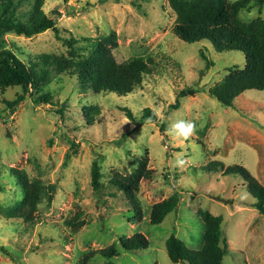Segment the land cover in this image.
I'll return each instance as SVG.
<instances>
[{
	"label": "rangeland",
	"instance_id": "1",
	"mask_svg": "<svg viewBox=\"0 0 264 264\" xmlns=\"http://www.w3.org/2000/svg\"><path fill=\"white\" fill-rule=\"evenodd\" d=\"M42 10L56 21L61 40L52 31L32 38L3 37L6 48L27 66L37 65L36 71L43 55L68 64L65 39L87 55L89 44L111 36L117 63L134 57L152 61L149 75L125 96L94 93L64 72L49 86V105H35L28 98L0 120V247L5 250H0V264H78L84 254L113 243L115 257L95 255L90 264H173L165 248L169 236L190 250L202 247L198 211L222 217L227 243L222 264H264V216L253 207L255 200L238 175H222L227 167L239 165L264 188V91H246L232 107L209 95L243 69V54L216 53L206 41H180L172 32L175 16L166 0H47ZM17 15L23 22L30 17L26 6ZM237 17L244 24L264 22V3ZM201 54L210 61L208 70ZM186 88L197 93L171 109ZM18 91L0 89V111L3 100L13 99ZM124 108L136 118L150 109L156 121L134 124ZM181 120L196 126L187 139L171 128ZM93 162L103 185L100 192L90 184ZM215 162L223 164L220 171L204 170ZM139 168L153 171V177L139 182L137 219L125 194L108 181L125 183ZM14 171L54 188L51 204L44 202L33 213V225L14 211L21 200ZM175 192L177 210L161 225H150L152 205ZM77 214L81 226L74 230L65 221ZM136 233L146 238L147 247L123 250L119 238Z\"/></svg>",
	"mask_w": 264,
	"mask_h": 264
},
{
	"label": "trees",
	"instance_id": "2",
	"mask_svg": "<svg viewBox=\"0 0 264 264\" xmlns=\"http://www.w3.org/2000/svg\"><path fill=\"white\" fill-rule=\"evenodd\" d=\"M47 0H0V89L18 88L15 97L3 100L4 109L0 111V120L10 117L21 103L28 98L35 105H49L52 94L49 86L58 81L61 73L66 72L76 77L84 89L94 93H113L118 96L130 94L142 81V77L149 75L148 63L141 57L130 58L123 63H117L111 53L116 46L111 36L96 40L89 44L87 55L77 52L73 41H63L67 57L66 64L53 55H43L41 66L36 71L37 65L27 66L19 56L6 48L4 36L32 38L46 31H52L58 40H61L56 21L48 18L42 6ZM169 8L174 13L173 34L182 42L194 44L200 41L208 42L216 53L240 52L244 57L243 69L226 79L209 91L222 106L232 107L233 101L242 93L250 90L264 91V22L259 20L254 24H244L238 19L240 11L251 5H262L264 0H166ZM66 2V0H64ZM26 6L30 17L26 22L17 15L19 8ZM58 15L57 11L52 13ZM86 41V40H85ZM112 47V48H111ZM206 70L210 61L204 54ZM55 67V68H54ZM55 73V74H54ZM197 93L196 89L186 88L181 90L171 109H178L182 98ZM125 117L134 124H144L147 121H156L155 114L150 109H144L141 116L134 117L129 109L124 108ZM223 164L215 162L211 168L213 173L220 171ZM17 180L20 184V202L14 211L25 223L34 224L33 213L40 204L46 202L50 205L54 188L45 186L41 180L28 181L24 174L19 172ZM223 176L238 175L243 181L246 192L255 200L253 207L264 216V188L250 176L245 168L239 165L227 167ZM99 171L95 162L91 165V187L95 192H100L103 185L99 181ZM153 171L139 168L127 178V182L111 179L108 185L125 194L131 202L137 219L141 218V208L136 198L140 181H149ZM180 203L178 193H173L169 198L153 204L150 208L148 221L152 226H159L165 217L177 210ZM203 226L202 247L200 250H190L175 238L169 236L165 241L167 256L173 264H222L227 254V243L221 231L222 217L214 216L207 211H198ZM80 214L65 221L74 230L81 226ZM120 247L125 251H137L147 247L146 238L136 233L128 239L119 238ZM0 250H5L0 247ZM118 254L113 243L107 248L97 252L84 254L78 264H90L95 255L109 259Z\"/></svg>",
	"mask_w": 264,
	"mask_h": 264
},
{
	"label": "clouds",
	"instance_id": "3",
	"mask_svg": "<svg viewBox=\"0 0 264 264\" xmlns=\"http://www.w3.org/2000/svg\"><path fill=\"white\" fill-rule=\"evenodd\" d=\"M172 130H174L179 136L184 137L185 139L192 136L196 131V126L192 121L181 120L171 126ZM183 160H179L178 164H183Z\"/></svg>",
	"mask_w": 264,
	"mask_h": 264
}]
</instances>
